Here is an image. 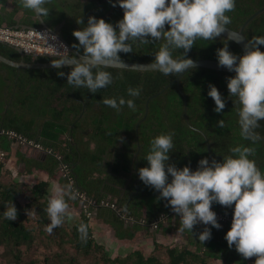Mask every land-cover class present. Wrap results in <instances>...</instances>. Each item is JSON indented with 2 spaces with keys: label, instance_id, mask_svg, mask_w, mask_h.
<instances>
[{
  "label": "trees",
  "instance_id": "1",
  "mask_svg": "<svg viewBox=\"0 0 264 264\" xmlns=\"http://www.w3.org/2000/svg\"><path fill=\"white\" fill-rule=\"evenodd\" d=\"M6 1L0 0L3 4ZM12 1L14 12L5 23L8 26H14V13L24 9L21 0ZM263 6L264 0H235V8L226 13L231 18L226 26L239 29ZM45 7L49 9L45 21L52 27L63 23L62 33L72 45L78 43L73 31L84 26L77 24V20L82 19L86 25L88 17L95 16L115 25L123 16L122 8L113 7L109 0H48ZM24 10L30 23L39 25V21L31 20L34 13ZM3 23L0 19V25ZM245 35L249 40L264 35V12L246 26ZM162 42H135L132 52L120 53V56L122 60L154 62ZM225 43L234 54H243L237 42L222 34L213 41L197 39L187 56L216 59V49ZM259 47L264 51V46ZM182 52L183 49H177L172 54L178 57ZM0 53L17 61L51 60L47 56L22 57L15 47L3 42H0ZM104 70L112 73L113 82L91 93L87 88L69 85L66 76L57 74L58 71L67 73L70 66L17 69L0 63V78L4 81L0 87V152H4L0 158V264H209V259H221L224 264L254 263L255 256L244 258L234 246L228 247L224 236L231 225L232 207L217 203L212 204V209L221 227L207 225L211 237L204 242L197 238L204 224L195 225L193 235L188 230L182 232L186 243L155 242L149 255L135 250L127 256H112L105 245L97 241L91 224L93 216L110 224L117 238L132 239L137 231L148 230L161 217L166 219L158 221L155 231L180 229L177 214L170 206H165V199L158 198L157 190L139 179L137 171L147 166L144 156L149 142L161 133H173L174 147L169 153V164L189 165L195 170L201 158L219 161L232 154V147L243 145L254 149L250 159L264 172V120L256 129V140L240 135L238 106L235 98L228 94L226 79L235 73L192 68L179 84L170 85L150 99L147 106L148 98L178 74L165 76L157 70L119 67ZM209 84L215 85L225 98V108L220 113L214 111L215 103L207 95ZM129 87H140V95L129 97ZM105 97L132 98L135 110L125 104L117 111L103 104ZM217 121H223V125ZM11 131L26 140L20 143L17 156L19 161L26 162L27 172L36 168L59 180L61 186L69 184L71 177L73 188L86 195L85 201L78 195L76 199L66 198L68 204L76 206L77 220L72 222L66 218L60 226L47 231L50 220L45 209L49 182L42 180L29 185L17 180L6 167L14 140ZM35 145L47 151L45 160L36 157ZM12 203L17 209V218L9 221L3 217V211ZM82 223L88 229L86 240L80 238L78 231Z\"/></svg>",
  "mask_w": 264,
  "mask_h": 264
},
{
  "label": "clouds",
  "instance_id": "2",
  "mask_svg": "<svg viewBox=\"0 0 264 264\" xmlns=\"http://www.w3.org/2000/svg\"><path fill=\"white\" fill-rule=\"evenodd\" d=\"M21 3L37 18L49 14L45 7L48 0H21ZM109 3L122 8V18L115 25L95 16H89L86 25L82 19L77 20V24L84 26L73 31L78 43L72 47L78 52L82 47V53L79 57L61 56L52 62L57 69L70 66L67 73L57 74L66 76L69 85L87 88L91 93L113 82L112 73L104 69L123 64L120 53L132 52L135 42L163 41L151 66L165 76L180 75L193 68L195 62L187 53L197 39L213 41L225 34L226 25L231 23L226 13L235 8V0H109ZM259 46H264V35L248 40L246 51L239 56L229 50L227 43L216 49L218 66L235 73L226 79L228 94L238 106L240 135L253 141L258 138L259 122L264 120V51ZM177 49L183 52L174 57L172 53ZM127 93L129 97H138L141 88L129 87ZM207 95L215 103L214 111L220 113L225 108V98L213 84H209ZM132 98L105 97L102 102L117 111L127 104L134 111ZM217 124L222 126L223 121ZM19 140V144L23 143ZM173 147L171 132L152 138L144 156L147 166L137 170L139 179L157 190L158 198L165 199V206L177 214L181 232L188 230L193 235L195 225H205L197 236L200 242L211 237L207 225L221 227L212 204L232 207L231 225L224 236L228 247L234 246L244 258L255 256L254 264H264V172L250 159L254 149L243 145L232 147V154L222 160L209 161L204 157L192 170L189 165L177 167L167 163ZM49 191L45 211L50 220L47 231L51 232L66 218L71 219L67 199H76V191L70 183L61 186L55 182ZM3 217L9 221L17 218L13 203L3 211ZM78 231L80 238L86 240L87 225L82 223Z\"/></svg>",
  "mask_w": 264,
  "mask_h": 264
},
{
  "label": "water",
  "instance_id": "3",
  "mask_svg": "<svg viewBox=\"0 0 264 264\" xmlns=\"http://www.w3.org/2000/svg\"><path fill=\"white\" fill-rule=\"evenodd\" d=\"M10 1V0H9ZM262 12H264V6L259 8L258 10H256L253 14H251L246 20L245 22L241 25V27L239 29H233L230 28L228 26H226L227 28V32L225 34H223L224 36L232 39V40H241L240 42H237L241 49L242 52L244 53L246 51L245 45L247 43V41L249 40L246 35H245V28L246 26L251 22V20H253L256 16H258L259 14H261ZM35 18L39 21V25H32V24H16L13 27H23V28H46L49 31H51L52 33L56 34L61 40H63L70 48V53L75 54V56L79 57L80 54L82 53V51H77L75 48L72 47V44L68 41V39H66L62 33L61 27L63 25V23H61V25L57 26V27H52L50 26L45 19H41V18H37L35 15ZM17 49V51H19V53L22 55V57H24L25 55H27L21 48L19 47H15ZM41 56H47L49 57L51 60L50 61H36V62H27L25 60H14L11 58H8L7 56L3 55L2 53H0V63H6L12 67H16L17 69H22V68H30V69H44V68H50L53 67L52 66V62H55L56 60H53L54 58H60L59 56L56 55H41ZM41 56H36L34 55V57L39 58ZM195 62V66L193 68L196 67H205V68H212V69H217V70H224V71H229L226 67L224 66H218L217 63V59H205V58H201V59H193ZM124 63L117 65V66H113V67H119V68H128V69H138V70H155L152 68V63L153 62H140V61H128V60H123ZM68 66V65H65ZM192 69V68H190ZM190 69L186 70L184 73L178 75L174 80H172L171 82H169L163 89H161L159 92L155 93L154 95L150 96L147 100V106H148V102L150 99H152L153 97L158 96L160 93H162L163 91H165L170 85L177 83L179 84L181 78L183 77V75L188 72ZM229 72H233L234 71H229ZM186 99V97H185ZM187 111V104L185 101V113ZM14 140H17L20 142L19 139L14 137ZM18 142V143H19ZM46 157L47 156V151L44 149H39L38 151V158H40V156ZM119 215H121V213H119Z\"/></svg>",
  "mask_w": 264,
  "mask_h": 264
},
{
  "label": "built area",
  "instance_id": "4",
  "mask_svg": "<svg viewBox=\"0 0 264 264\" xmlns=\"http://www.w3.org/2000/svg\"><path fill=\"white\" fill-rule=\"evenodd\" d=\"M0 42L6 43L13 47L21 48L27 55H56L65 56L70 54L69 46L61 40L56 34L52 33L46 28H23L13 27L8 25H0ZM11 137H16V134L11 131ZM23 143L25 139L19 137ZM38 149H43L40 145H35ZM4 152H1V156ZM74 180L70 177V184H73ZM76 195L81 197V200H87L86 195L74 188ZM222 220L225 217L218 215ZM166 218L161 217L157 220L153 226L156 227L158 221L165 220Z\"/></svg>",
  "mask_w": 264,
  "mask_h": 264
},
{
  "label": "rangeland",
  "instance_id": "5",
  "mask_svg": "<svg viewBox=\"0 0 264 264\" xmlns=\"http://www.w3.org/2000/svg\"><path fill=\"white\" fill-rule=\"evenodd\" d=\"M0 81L3 82V79ZM93 217L92 225L96 239L98 242L105 245L106 251H108L112 256H127L129 253L135 250H140L145 255H149L153 251L155 242L157 241L168 245L183 244L187 241L186 235L176 228H173L168 232H163L162 230L155 231V227L151 226L148 230L142 229L137 231L134 238H132L130 241H127V243L119 245L115 242H112L111 240L113 235L115 237L114 229L108 226V229L106 230L105 227L107 225L104 227L101 219L95 218V216ZM208 263L224 264L223 260L221 259H209ZM249 264L254 263L250 262Z\"/></svg>",
  "mask_w": 264,
  "mask_h": 264
},
{
  "label": "crops",
  "instance_id": "6",
  "mask_svg": "<svg viewBox=\"0 0 264 264\" xmlns=\"http://www.w3.org/2000/svg\"><path fill=\"white\" fill-rule=\"evenodd\" d=\"M14 12V4H13V1L12 0H7L6 3H1L0 2V19L4 20V23L1 24V25H6L5 23L7 21L10 20V14H12ZM28 15L26 14V11L24 9H20L18 12H15L14 13V18L13 20L15 21L13 24L16 25V24H31L30 20H28ZM33 19L34 20H37L35 18V14L31 17V20ZM38 21V20H37ZM61 25V24H60ZM59 26V25H58ZM7 74V73H5ZM0 80H2L0 78ZM0 87L3 86L4 84V81L1 82L0 81ZM14 138V137H13ZM19 141L17 140H13L11 142V148H10V152H9V156L8 158L6 159V167L9 168L12 172H13V175L14 177L17 179V180H22V181H25L31 185L37 183V182H40L42 180L44 181H48L49 182V187H48V198L50 196V186L53 182L60 184L59 180L57 179H54V178H50L48 174H46L45 172L43 171H40L36 168H33L31 170V172H27L26 171V162L24 161H19V157L17 156L18 155V150H19V146L20 144L18 143ZM38 151L39 149L36 151V157L38 158ZM1 152H0V158H1ZM40 160H45L46 157H43L42 155L40 156V158H38ZM69 205V211L71 212L72 216H71V220L72 222H74L75 220H77L79 218V212L77 211L76 209V206L74 204H68ZM93 222V220H92ZM103 224H104V227L105 225H107L105 228L106 230L108 229V226L113 228L110 224H107L105 223L103 220H102ZM92 224V223H91ZM93 227V225H92ZM114 229V228H113ZM94 232V230H93ZM114 234H115V230H114ZM94 236H95V233H94ZM96 237V236H95ZM111 240L112 242H115L117 244H124V243H127V241H130L131 239H126V238H117L116 237V234H115V237L113 235V237H111Z\"/></svg>",
  "mask_w": 264,
  "mask_h": 264
},
{
  "label": "flooded vegetation",
  "instance_id": "7",
  "mask_svg": "<svg viewBox=\"0 0 264 264\" xmlns=\"http://www.w3.org/2000/svg\"><path fill=\"white\" fill-rule=\"evenodd\" d=\"M27 24V23H26ZM57 27V26H56Z\"/></svg>",
  "mask_w": 264,
  "mask_h": 264
}]
</instances>
